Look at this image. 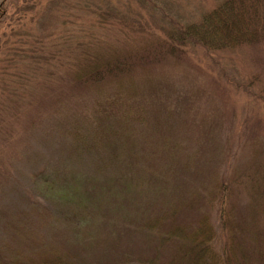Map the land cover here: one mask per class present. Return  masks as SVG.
I'll list each match as a JSON object with an SVG mask.
<instances>
[{"label":"rangeland","instance_id":"obj_1","mask_svg":"<svg viewBox=\"0 0 264 264\" xmlns=\"http://www.w3.org/2000/svg\"><path fill=\"white\" fill-rule=\"evenodd\" d=\"M226 1L0 0L1 260L171 264L169 226L207 214L221 256L264 264V38L173 37ZM87 54L122 79L77 81Z\"/></svg>","mask_w":264,"mask_h":264},{"label":"trees","instance_id":"obj_2","mask_svg":"<svg viewBox=\"0 0 264 264\" xmlns=\"http://www.w3.org/2000/svg\"><path fill=\"white\" fill-rule=\"evenodd\" d=\"M246 1L261 0H228L223 5L215 8L211 13L203 16L198 24L187 25L173 37L180 43L192 39L197 40L206 47L208 46L215 50H225L228 49L227 47H234L237 44L241 45L244 42L254 44L259 39L264 38V32L260 33L258 30H254L255 27L264 22V5H248ZM254 7L257 10L253 14H248L246 10L254 9ZM103 56L97 55L95 59H91L87 54L86 62H82V68L73 77L77 78V81L82 80L90 83L91 78H94L91 75L106 74L110 80H117L123 68L122 59L115 56L109 58ZM122 77L121 75L120 78L122 79ZM176 214L177 210H175ZM65 215L67 216V214ZM227 221L222 218L221 226H225ZM156 225H161V221L151 219L146 228L150 231ZM212 227L213 225L207 214H202L194 226L190 224H186L185 226L178 223L175 219L174 224L169 226L168 238L166 239L179 241L180 247L178 248H181L179 249L181 254L171 264H233L226 255L221 256L216 251L214 242H212L214 237ZM222 247L224 250V245ZM0 264L23 263L0 259Z\"/></svg>","mask_w":264,"mask_h":264}]
</instances>
